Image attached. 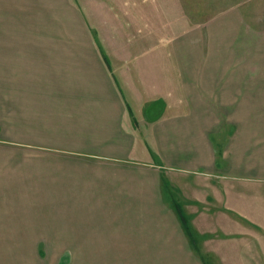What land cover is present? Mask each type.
<instances>
[{"label": "crops", "instance_id": "1", "mask_svg": "<svg viewBox=\"0 0 264 264\" xmlns=\"http://www.w3.org/2000/svg\"><path fill=\"white\" fill-rule=\"evenodd\" d=\"M143 1L152 19L137 29L151 35L129 40L115 15L123 42H143L136 54L0 42V239L59 240L68 254L102 239L155 254L158 242L192 256L202 245L210 262L237 264L223 246L244 235L224 209L264 192V18L238 3L161 26Z\"/></svg>", "mask_w": 264, "mask_h": 264}, {"label": "rangeland", "instance_id": "2", "mask_svg": "<svg viewBox=\"0 0 264 264\" xmlns=\"http://www.w3.org/2000/svg\"><path fill=\"white\" fill-rule=\"evenodd\" d=\"M150 1L159 9L152 23L161 26L165 24L168 26L169 15H176L178 21L185 13L194 20L196 18L204 20L208 19L217 9L238 3L245 9H255L257 17L264 18V0ZM146 12L143 0H0V42H48V45H52L49 46L50 49L55 44L59 45L63 42L61 44H64V47L60 45L59 50L63 49L67 53L72 49L77 55L91 54L95 52L94 49L98 51L97 46L100 44L107 54L121 52L124 55L136 54L138 44L143 42L127 40L123 42L125 39L122 38L123 35L115 25V15L120 14L123 18L122 26L129 28V30H124V34L128 35L127 38L135 40V37H140L143 33L152 34V31L138 32L139 29H137L142 19L145 17L152 19V15L146 16ZM177 23V29L185 25L182 22ZM90 28L94 30L98 28L99 35L105 42H101L100 39L99 42H95ZM262 45L264 42L256 44L258 70H264V47ZM145 48L147 50V46ZM69 51L68 53L71 54ZM260 195V197L255 195L253 191H242V195L235 197L234 206L230 210L224 209L228 212L229 215H227H231L230 218L236 222L230 223L229 229L240 231L244 235L229 237L223 246L224 249H237L240 254L235 255L237 264H264V222L258 221L257 224L246 222V219L237 212L239 209L241 211L245 209L252 215L255 214L258 220L264 218V214H261L264 212V203L258 200L254 204L250 201L255 197L264 199V192ZM243 203L246 205L251 203V207L249 208L248 205L243 208L245 206ZM252 218L255 219V217ZM186 225L190 230L193 229L189 222ZM242 228L244 231L241 230ZM148 242L151 243V240L147 241L146 246L151 245ZM105 243V239H102L97 247L90 249L93 253L72 254L69 252L68 254L66 251H72L73 248H67L65 243L61 245L59 240L0 239V256L4 264H199L197 260L199 256L206 259L208 264H218L215 255L213 256L216 261L210 262L211 256L202 254L206 249L202 245L198 254L194 253L192 256L190 252L170 254L169 251L174 249L167 245L162 246L160 242H158L159 248L154 249L160 251L156 254L140 252L150 250L146 248H110ZM121 250L126 253H117ZM80 251H85V249L81 247Z\"/></svg>", "mask_w": 264, "mask_h": 264}, {"label": "trees", "instance_id": "3", "mask_svg": "<svg viewBox=\"0 0 264 264\" xmlns=\"http://www.w3.org/2000/svg\"><path fill=\"white\" fill-rule=\"evenodd\" d=\"M178 213H179V210H178ZM180 217H181V214H180ZM181 218L183 220V224H184V228L186 229V232L191 236L192 235L191 230L188 228V225H186L187 224L186 217L185 216H182Z\"/></svg>", "mask_w": 264, "mask_h": 264}]
</instances>
